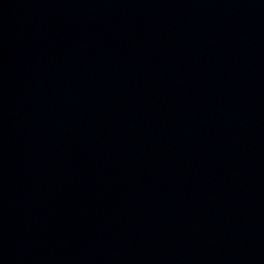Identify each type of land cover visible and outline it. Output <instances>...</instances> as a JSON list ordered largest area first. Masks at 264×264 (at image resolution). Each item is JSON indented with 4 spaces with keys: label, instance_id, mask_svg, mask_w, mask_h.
Segmentation results:
<instances>
[{
    "label": "water",
    "instance_id": "95a60500",
    "mask_svg": "<svg viewBox=\"0 0 264 264\" xmlns=\"http://www.w3.org/2000/svg\"><path fill=\"white\" fill-rule=\"evenodd\" d=\"M0 264H264V0H0Z\"/></svg>",
    "mask_w": 264,
    "mask_h": 264
}]
</instances>
